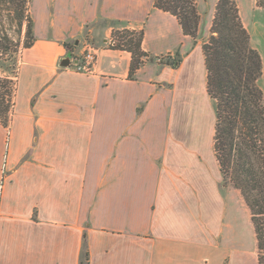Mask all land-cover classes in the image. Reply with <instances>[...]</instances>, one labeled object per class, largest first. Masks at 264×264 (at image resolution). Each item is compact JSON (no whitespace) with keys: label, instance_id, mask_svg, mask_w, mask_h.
I'll list each match as a JSON object with an SVG mask.
<instances>
[{"label":"crops","instance_id":"crops-1","mask_svg":"<svg viewBox=\"0 0 264 264\" xmlns=\"http://www.w3.org/2000/svg\"><path fill=\"white\" fill-rule=\"evenodd\" d=\"M237 2L251 32L264 9ZM154 3L31 0L35 42L0 122V264H260L214 148L203 43L217 0H198L196 39ZM126 27L154 57L133 77L132 53L107 44ZM87 36L100 47L90 75L62 64Z\"/></svg>","mask_w":264,"mask_h":264},{"label":"trees","instance_id":"trees-1","mask_svg":"<svg viewBox=\"0 0 264 264\" xmlns=\"http://www.w3.org/2000/svg\"><path fill=\"white\" fill-rule=\"evenodd\" d=\"M154 6L174 15L185 34L198 37V0H155ZM257 6L264 7V0H257ZM143 36V29L127 27L112 35L113 48L132 53L131 77L154 60L142 48ZM34 42L31 0H0V122L4 126L15 105L22 54ZM66 45L71 47V43ZM203 52L207 88L215 102L214 148L223 182L239 189L249 206L259 263L264 264V90L260 84L264 62L243 23L237 0H217ZM180 61L163 62L177 66ZM85 255L88 261V250Z\"/></svg>","mask_w":264,"mask_h":264},{"label":"built area","instance_id":"built-area-1","mask_svg":"<svg viewBox=\"0 0 264 264\" xmlns=\"http://www.w3.org/2000/svg\"><path fill=\"white\" fill-rule=\"evenodd\" d=\"M115 43L116 40L113 37L107 42L110 47ZM99 50L100 47L94 42L93 38L87 36L83 41L81 51H71L68 67L73 71L87 75L95 73Z\"/></svg>","mask_w":264,"mask_h":264},{"label":"rangeland","instance_id":"rangeland-1","mask_svg":"<svg viewBox=\"0 0 264 264\" xmlns=\"http://www.w3.org/2000/svg\"><path fill=\"white\" fill-rule=\"evenodd\" d=\"M256 5H257V0H256ZM261 8L264 9V7H261ZM255 18H256V22L253 25V27L251 28L252 31L250 32V34H251V37H252L254 43L256 44L257 48L259 49V51H260V53H261V55L263 57V62H264V11H257L256 14H255ZM24 83H25V76H24V73H23L22 74V79H21V85H24ZM260 84H261V86H262V88L264 90V74H263V76H262V78L260 80ZM234 193L235 192H233V195H232L233 203H235V201H234L235 200ZM244 201H245V199H244ZM244 201H243V204H242V208H244V205L246 203ZM247 209H248V226L251 227L253 222H252V219H251V211H250L249 206H248Z\"/></svg>","mask_w":264,"mask_h":264},{"label":"water","instance_id":"water-1","mask_svg":"<svg viewBox=\"0 0 264 264\" xmlns=\"http://www.w3.org/2000/svg\"><path fill=\"white\" fill-rule=\"evenodd\" d=\"M63 65L67 66L69 65V59H65L63 62H62Z\"/></svg>","mask_w":264,"mask_h":264}]
</instances>
